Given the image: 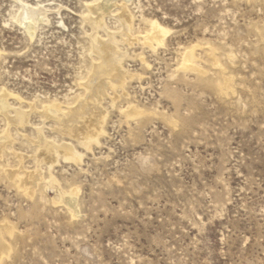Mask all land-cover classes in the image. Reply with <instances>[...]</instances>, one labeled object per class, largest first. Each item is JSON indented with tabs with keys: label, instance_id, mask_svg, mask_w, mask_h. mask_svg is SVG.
<instances>
[{
	"label": "rangeland",
	"instance_id": "rangeland-1",
	"mask_svg": "<svg viewBox=\"0 0 264 264\" xmlns=\"http://www.w3.org/2000/svg\"><path fill=\"white\" fill-rule=\"evenodd\" d=\"M27 1L48 9L49 21L31 41L11 21L17 3L0 0V90L23 99L24 108L69 107L91 77L83 15L97 0ZM129 9L135 38L152 21L169 34L155 51L143 40L121 46L129 54L125 69L142 74L126 92L150 113L178 112L187 126L173 130L149 115L129 121L137 129L131 138L119 112L128 101L111 109L106 97L110 113L100 145L81 168L64 162L55 168L64 187L80 188L79 215L52 204V190L32 201L0 178V226L15 228L4 235L14 252L3 264H264V0H131ZM113 11L105 23L117 31ZM212 48L233 80L228 97L197 73L181 72L183 57L195 49L203 79L217 81L208 62ZM166 87L178 102L162 94ZM38 110L29 113L24 134L42 123ZM4 124L1 114L0 132ZM46 126L54 136L52 120Z\"/></svg>",
	"mask_w": 264,
	"mask_h": 264
},
{
	"label": "bare ground",
	"instance_id": "bare-ground-1",
	"mask_svg": "<svg viewBox=\"0 0 264 264\" xmlns=\"http://www.w3.org/2000/svg\"><path fill=\"white\" fill-rule=\"evenodd\" d=\"M12 1L15 2L14 5L17 3L18 7L11 14V21L19 25L32 41L40 26L48 24L49 10L39 2L30 5L27 0ZM130 2L131 0H97L85 5L86 13L83 15V22L90 27L91 32L88 52L92 60V68L91 77L88 76L90 79L88 78V81L82 84L84 96L80 95L82 99H78V102L70 104L69 107L61 103L53 105L43 103L38 110V105L33 103L24 108L23 99L11 95L12 93L10 94L6 89L0 90V113L5 120L0 132V178L14 187L19 195L32 201L35 200L37 193L40 200H45V192L54 191L55 198L50 202L54 205L65 204L72 217L80 213L78 204L80 188L75 184L64 187L55 175V168L63 162L81 168L85 155L100 145L101 138L107 134L106 124L110 113L102 103L106 97H109L111 109L117 108L122 99L128 101L127 109L119 108V112L124 119L120 123L127 126L131 138L137 137L135 134L137 129L132 128L129 121L144 117V120H147L149 115L160 117L173 130L185 129L187 126L185 118L178 112L176 116L150 113L131 99L126 92L128 81L141 80L142 74L125 69L124 61L129 54L121 46L131 47L135 41L143 40L145 46L148 44L155 51L156 48L165 45V38L169 34L167 28L157 21H152L148 33L142 39L135 38L133 15L129 9ZM113 10L117 13L115 16L118 22L117 31H111L105 23V17L113 16ZM259 33L262 34L260 30ZM194 50L191 49L183 57L181 72L197 73L201 83L214 84L221 95L227 97L231 95L234 92L233 80L226 68L222 66L215 49L210 50L208 62L212 67L217 68L216 83L203 79L206 71L199 64ZM2 55L3 51L0 50V59ZM137 57L143 68L149 67L143 54ZM230 59L231 57H228V60ZM162 94L175 103L178 102L179 97L171 88L166 87ZM10 96H14L18 105L13 106L11 102L9 103ZM37 110L42 123L40 122L41 124L33 130L32 136L26 135L23 129L29 126L27 125L29 113ZM48 120L53 122L51 130L55 133L54 136H48L45 133ZM144 123L145 121L141 122L138 128ZM17 144L23 150L21 148L17 150ZM25 150H30L31 154H24ZM27 160L29 164H32L31 169L27 166ZM148 162L149 160L145 159L144 165ZM6 225V227L0 226V264H3L7 258H11L10 254L14 252L12 246L5 241L4 235L13 236L15 228L10 223Z\"/></svg>",
	"mask_w": 264,
	"mask_h": 264
}]
</instances>
